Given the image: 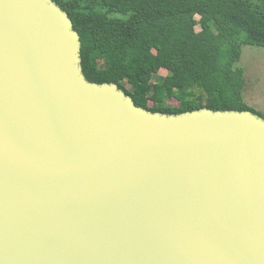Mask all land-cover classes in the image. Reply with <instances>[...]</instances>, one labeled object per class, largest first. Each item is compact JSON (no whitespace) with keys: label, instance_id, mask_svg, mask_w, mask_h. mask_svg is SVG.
Instances as JSON below:
<instances>
[{"label":"water","instance_id":"1","mask_svg":"<svg viewBox=\"0 0 264 264\" xmlns=\"http://www.w3.org/2000/svg\"><path fill=\"white\" fill-rule=\"evenodd\" d=\"M53 0H0V264H264V118L87 81Z\"/></svg>","mask_w":264,"mask_h":264},{"label":"trees","instance_id":"2","mask_svg":"<svg viewBox=\"0 0 264 264\" xmlns=\"http://www.w3.org/2000/svg\"><path fill=\"white\" fill-rule=\"evenodd\" d=\"M53 1L79 35L87 81L115 84L152 113L206 108L264 118L244 103L238 66L242 47L264 49V0ZM161 70L169 75L152 83Z\"/></svg>","mask_w":264,"mask_h":264},{"label":"rangeland","instance_id":"3","mask_svg":"<svg viewBox=\"0 0 264 264\" xmlns=\"http://www.w3.org/2000/svg\"><path fill=\"white\" fill-rule=\"evenodd\" d=\"M238 66L243 69L245 87L243 101L247 107L264 116V49L244 46ZM169 73L161 70L152 77V83L161 81ZM150 94V93H149ZM165 106L177 107L176 101H166Z\"/></svg>","mask_w":264,"mask_h":264}]
</instances>
